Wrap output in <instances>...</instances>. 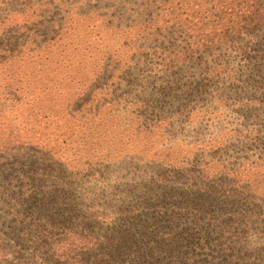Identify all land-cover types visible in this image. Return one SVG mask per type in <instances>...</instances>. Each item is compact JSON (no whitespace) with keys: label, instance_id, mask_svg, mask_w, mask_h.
Returning <instances> with one entry per match:
<instances>
[{"label":"trees","instance_id":"obj_1","mask_svg":"<svg viewBox=\"0 0 264 264\" xmlns=\"http://www.w3.org/2000/svg\"><path fill=\"white\" fill-rule=\"evenodd\" d=\"M131 38H151V89L117 96ZM0 73L25 129L54 124L38 148L0 121V264H264V0H0ZM226 80L259 96L240 122L216 119ZM181 117L203 139L108 198L128 178L98 169Z\"/></svg>","mask_w":264,"mask_h":264},{"label":"rangeland","instance_id":"obj_2","mask_svg":"<svg viewBox=\"0 0 264 264\" xmlns=\"http://www.w3.org/2000/svg\"><path fill=\"white\" fill-rule=\"evenodd\" d=\"M105 45L108 47L109 46V38H105ZM121 43L122 40L116 37ZM117 40V41H118ZM144 40V38H143ZM139 39H130L126 42V57L129 58V61H133L132 65L129 67L122 66L121 71L124 70V75L117 74L115 76V79L113 80V85L115 86L116 89V95H120L122 93L124 94H129V91H136V89L139 86L144 87L145 91L148 89H151V82L148 81L151 78V68L147 65L150 64L151 61V38L148 41H143ZM135 43L136 45H134ZM116 50V48H114ZM114 49H111L113 51ZM145 58V59H144ZM129 62L126 64L128 65ZM95 71V69H87V71ZM1 74V73H0ZM118 79L116 80V78ZM221 84L217 86V91L215 92V97L219 100L215 104V106H212L214 109L218 110L217 112V118L216 119H223V121H229V122H236L239 120L241 121V118L239 116L240 110H241V104L242 102H245L246 104L247 99L254 98L258 99V95H253L251 97H242L241 95L240 98L238 95L235 94L234 91H232V88L239 85L237 82L235 85L229 84V80L226 81H220ZM220 89V90H219ZM138 91V90H137ZM136 91V92H137ZM151 92V91H149ZM137 94V93H136ZM5 96L2 94L0 91V121L2 123L1 126L9 128V129H16L13 132H16L18 137H19V142H29L32 143L34 146L38 148H42L46 144H51L50 146H53V132H52V127L54 124L49 128L48 133L50 131V135L47 136H40V134H35V130L38 128L37 125L34 126V131H28V128L31 126H27L26 122L25 127H23L22 123V118H24L29 111L26 109V107H18L19 105L13 106L12 104H15L14 102H7L3 98ZM203 99H208L204 98ZM107 100V99H106ZM5 102V103H3ZM210 105V104H209ZM38 108L34 109V112H36ZM14 119V120H13ZM191 119H184L183 117L179 119H174L176 121L172 126L168 127L164 132H154L152 135H140L139 137H135L134 140L135 142L132 143V146H127L126 148L123 149L122 154L125 155L127 159H125L123 165H120L119 167H109V168H100L98 169L100 172L98 173L97 176H101L103 180V184L107 183V176H109V172H113L115 176H119L120 180L123 178L128 180L124 181H117L118 182V187H117V192H114L113 189L107 192L108 198H113L115 200H118L121 202L125 194H123V191L131 190L132 186L135 184V182H138L136 180H133L134 177L137 174V176H148L151 174V165L139 162V161H150L151 160V153L152 152H158V150L161 148V146L164 147H169L168 142L173 141L174 147L171 151H164L169 153V155H177L180 153H184L185 151H189L190 147L187 148L185 145L180 144V142H183L187 139V137H190L191 142H196L197 139H203L202 136H193L190 135V132L188 131L189 126L184 123V121H190ZM244 123L246 125L251 123V119H244ZM110 127V124L107 123L106 129ZM129 133H134L132 132V129H128ZM188 133V136L186 135ZM203 135L206 134V132L202 133ZM132 137V135H131ZM144 146V151L142 150V147ZM152 147V148H151ZM1 151V150H0ZM131 156H136L135 159L132 160V164L130 166V157ZM139 157H142L139 159ZM124 158V157H123ZM155 159H158L157 155H154ZM30 160L27 161V163ZM29 164V163H28ZM127 176V177H126ZM101 187V186H100ZM102 189V187H101ZM101 189L96 188L94 190V194L97 196L99 199H104L103 195H101ZM12 242V241H11ZM14 244V243H12ZM15 245V244H14ZM17 249V248H16ZM18 250V249H17ZM16 255V253L14 254ZM15 263L16 261L12 259ZM13 262V263H14Z\"/></svg>","mask_w":264,"mask_h":264}]
</instances>
